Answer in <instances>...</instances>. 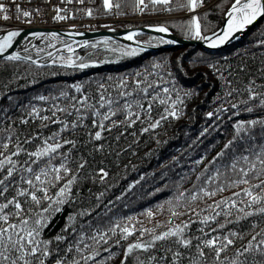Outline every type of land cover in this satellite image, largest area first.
<instances>
[{
  "label": "snow or ice",
  "instance_id": "1",
  "mask_svg": "<svg viewBox=\"0 0 264 264\" xmlns=\"http://www.w3.org/2000/svg\"><path fill=\"white\" fill-rule=\"evenodd\" d=\"M77 2L84 4L85 0ZM62 3L71 4L73 0H62ZM204 3L205 0H102V9L106 15L117 16L127 15L125 8H130L133 14L195 12ZM40 11L39 7L25 10L18 0H0L2 21L15 19L30 25L34 14ZM54 11V21L74 18L62 14L67 13L66 8L57 6ZM83 11L85 16H93V9ZM224 11L226 20L219 31L210 25L202 26L198 15L173 27L179 28L186 39L205 41L211 49L220 48L233 39H240L238 34L258 26L257 22L264 18V0H229ZM149 27L156 33L169 32L165 24ZM22 31L9 30L0 35V57L6 62L0 71L7 72L11 66L14 77L21 63L35 65L38 69L58 64L64 69L82 72L146 51L143 46H113L116 42L111 38L92 43L73 41L80 48L94 51L88 53L87 58L78 55L75 58L72 55L56 57L48 65L19 51L5 55ZM209 32L211 35L207 34ZM141 34L129 31L124 39L133 41ZM59 35L51 32L46 38L57 40ZM69 35L84 34L71 32ZM29 36L39 39L45 37V33L33 31ZM153 40L158 44L177 43L160 36L149 38L145 44L153 46ZM48 46L55 47V44ZM253 46L264 48V31L255 36ZM64 47L69 53H75L72 44L65 43ZM43 50L37 48V53ZM29 51L27 46L23 48L24 53ZM102 53H118V56L116 59L110 56L92 58ZM47 55L53 56L51 52ZM223 59L227 61L228 58ZM207 67L223 82L224 91L216 94L220 104L208 111L206 118L213 120L215 117L213 130H217L220 114L228 113L232 136L211 159L205 153L192 161L190 171L196 172L202 165L203 168L195 176L198 183H194L191 190H180L182 182L188 179V173L182 172L175 181L174 194L158 203L155 209L149 207L141 213L151 220L157 211L167 206L171 218L189 216L180 223L169 219L163 225L143 227L135 215L114 213L122 195L105 204V192L97 195L88 187L107 181L110 173L103 166L104 161L113 153L117 157L120 155L118 147L113 148V141L118 146L127 130L138 122L143 134L161 127L169 118L180 119L181 106L185 103L181 91L183 97L198 95L194 89L178 88L171 71L165 72L170 79L155 71L164 69V64L153 61L143 71L126 76L108 75L48 89L47 94L30 97L27 104L13 103L18 115L10 114L7 107H0V264H112L117 256L113 249L120 250V264H264V82L258 84L254 76L255 73L264 81V58L255 69L243 62L234 68L220 65L219 61ZM59 74L51 73L52 76ZM150 76L158 79H149ZM31 83L38 81L33 79ZM169 84L171 87L164 86ZM7 99L12 101L13 97L7 96ZM34 102H42L47 107ZM225 104L228 107H224ZM159 106H163V111L158 119L153 118L152 112ZM244 114L250 118H239ZM52 125L57 126L55 130ZM209 127L201 130L198 140L209 133ZM116 129L121 131L113 136ZM217 145L218 142L210 148L215 149ZM164 175L166 173H162ZM143 179L141 176L140 180ZM133 187L135 185L130 184L128 190ZM85 189L86 195H82ZM224 192L231 194L216 199ZM207 200L212 203L199 211L193 207ZM86 201L87 206H84ZM65 205L80 207L65 217L64 228L46 238L45 230L55 215L64 211ZM181 207L187 211H178ZM193 225H197L195 230H192Z\"/></svg>",
  "mask_w": 264,
  "mask_h": 264
},
{
  "label": "trees",
  "instance_id": "2",
  "mask_svg": "<svg viewBox=\"0 0 264 264\" xmlns=\"http://www.w3.org/2000/svg\"><path fill=\"white\" fill-rule=\"evenodd\" d=\"M228 4L229 0H205L202 8L196 13L201 18L202 26L210 25L217 28L221 23L222 15ZM216 5H219V7H215ZM124 11L127 13L132 12L130 8H125ZM166 13L172 16L144 20L138 23L128 22L127 26L140 27L144 25L165 24L173 34L185 38L184 33L179 28L173 27V24L187 21L192 15L187 14L188 11L186 10ZM206 13H208L207 17H205ZM118 24L119 22H114L106 25L116 26ZM257 25L242 38L214 51L195 46H186L182 49L166 51L151 49L135 57H126L116 63L105 64L99 68H89L82 72L64 69L59 67L58 64L38 69L35 65L21 63L15 77L12 75L11 66H9V71H0V107H7L10 114L18 115V110L12 107L13 103L27 104L30 97L40 93L47 94L48 89L55 90L66 87L70 83L85 82L89 79L98 80L108 75L126 76L130 73L143 71L144 67L149 66L153 61L164 64V69H157L155 71L164 75L165 79H170L166 76L165 72L171 71L178 88L183 90L194 89L198 95L183 97V91H181L180 95L184 98L185 103L181 106L183 114L180 119L169 118L167 121L162 122L161 127L143 134L140 132L142 125L138 122L134 127L127 130L119 141L118 146L113 141V148L116 149L118 147L120 155L117 157L113 153L105 159L103 166L110 173L107 181L104 184H89L88 187H91L93 193L97 195L101 191L105 192V204L109 200H115L116 196L122 195L123 199L116 202L113 209L114 213L117 216L135 215L139 221H142L143 227L152 228L157 223L163 225L169 219H173V223H180L181 221L188 220L189 216L171 218L167 211V206H165L164 210L157 211L151 220L141 215V213L149 207L155 209L158 203H163L166 199L170 198L176 190L175 181L182 172L188 173V179L182 182L180 190H191L193 184L198 183L195 180V176L203 168L202 165L196 172L190 171L191 167H193L192 161L200 158L205 153L208 159H211L222 148L226 140L231 138L232 121L228 120V113L220 114L221 121L216 122L219 125L217 130H213L215 128V125H213L215 117L213 120H208L205 115L208 111H213L219 106L220 101L216 100V94L224 91L222 87L223 82L218 79V75L208 68L207 65L219 61L220 65L228 64L233 68L241 65L242 62L247 63L253 69L259 66L261 59L264 58V48L254 47L253 42L255 36L264 31V18ZM100 27L104 26H97V28ZM151 37L158 38L160 36L153 33H142L135 38L145 44ZM112 40L116 42V46L124 45L118 40ZM157 44L156 40L152 41V45ZM93 51L92 49L80 48L75 50L74 54L64 53L63 55H72L73 58L78 55L87 58L88 53ZM106 55L107 53H102L99 57L94 56L92 58H103ZM224 57L228 58L227 61L223 59ZM5 63L3 58H0V67H3ZM44 64L51 65L52 61ZM53 72L60 74L52 76L51 73ZM254 76L258 84L264 82L255 73ZM241 78L243 79V77ZM33 79L37 80L38 83L32 84L31 81ZM149 79H158V77L150 76ZM164 86L171 87V84ZM92 87L94 88L95 85ZM89 90L91 91V89ZM7 96L13 97V100L9 101ZM34 103L37 106L47 107V105H42V102ZM224 107H228V105L225 104ZM162 111L163 106L155 108L152 112L153 118L158 119ZM239 118L248 119L250 117L248 114H244ZM234 119L237 118L234 117ZM36 123L38 124L39 121ZM210 125H213V127H209ZM56 127V125L51 126L52 130H55ZM205 127H209V133L198 140L199 133ZM120 131V129H116L112 135L114 136ZM217 142V147L211 149L210 145ZM96 159L99 161L101 157L98 155ZM162 173H166V175L162 176ZM141 176L144 177L143 180H140ZM138 180L140 183L137 184L136 181ZM130 184H134L135 187L129 191ZM166 185L167 187H165ZM156 189H161V191L156 192ZM154 192L155 194L153 195L152 193ZM230 194V192L221 193L216 199H221ZM82 195H86V189ZM87 203L86 201L84 206H87ZM208 203H212V201H199L193 204V207L199 211ZM124 205H128V207L125 208ZM79 207V205H65L64 211L56 214L49 228L45 230V237L55 236L65 227V217L69 213L79 210ZM102 209L103 206L99 210ZM178 211L185 212L187 209L181 207ZM192 218L195 219V216L193 215ZM196 227L197 225H193L192 230H195ZM113 252L117 253V256L112 261V264H120V250L113 249Z\"/></svg>",
  "mask_w": 264,
  "mask_h": 264
},
{
  "label": "water",
  "instance_id": "3",
  "mask_svg": "<svg viewBox=\"0 0 264 264\" xmlns=\"http://www.w3.org/2000/svg\"><path fill=\"white\" fill-rule=\"evenodd\" d=\"M192 14H194L195 12H190ZM262 19V18H261ZM226 20V15L225 12L223 14V19L221 24L219 25V27L216 28V30H220L223 28L224 23ZM260 21V20H259ZM258 21V22H259ZM257 22V23H258ZM151 26H155V25H151ZM254 27V26H253ZM251 27L249 29V31L253 28ZM109 28L115 29V31H110ZM17 29H22V34L20 37L17 38L16 41H14L13 47L11 49L8 50L7 53H5V55H9L13 52H21L22 55H26L24 54V52L22 51L23 48L25 46H29V40L33 41L36 40L37 38L35 37H31L29 36L30 32L33 31H38V32H43L45 33V36H47L48 33L51 32H56L59 33V42H57L59 45L56 48L51 49L49 52H51L53 54V56L49 57L48 55L43 58V59H37V57H32L33 59H37L39 60L41 63L47 62L50 59H52L57 53H61V52H68L67 49L64 47L65 43H69L72 44V47L74 49H78L80 47L77 46V43H73V41L78 42V43H82L83 41L87 40L89 42L92 41H96V40H101V39H106V38H111V39H115V40H119L127 45L133 46V47H146V50H171V49H178V48H182L184 46H197L200 47L201 49H207L210 51H214L216 49H211L207 47V43L205 41H201V40H192V39H186V38H181L176 36L175 34H173L171 32V30L169 29L168 33H156L154 31L151 30V28L149 27V25H145V26H140V27H135V28H114V27H108V28H102V29H80V30H76V29H62V28H43V27H28V28H17ZM17 29H7V30H3L0 31V35H4L6 34L7 31L9 30H17ZM136 30L140 33H153L156 34L158 36H163L165 39H171V40H175L177 41V43L175 44H157V45H153V46H148L146 44H143L142 42H140L139 40L135 39L133 41H128L124 39V36L129 32V31H133ZM248 31V32H249ZM71 32H81L84 35L83 36H70L69 33ZM208 35H211V33H207ZM246 33H240L238 34L241 37H243ZM28 37V39H24V37ZM238 39H233L231 41V43H233L234 41H236ZM137 41L139 42V44L137 43ZM231 43L222 45L221 47L227 46ZM34 45V44H33ZM32 47V46H31ZM220 47V48H221ZM2 58V57H0Z\"/></svg>",
  "mask_w": 264,
  "mask_h": 264
},
{
  "label": "rangeland",
  "instance_id": "4",
  "mask_svg": "<svg viewBox=\"0 0 264 264\" xmlns=\"http://www.w3.org/2000/svg\"><path fill=\"white\" fill-rule=\"evenodd\" d=\"M42 3H44V2H42ZM87 8L93 9V16L92 17H87L84 15L83 9H87ZM201 8L202 7L198 8L194 14H192L190 12H188L187 14L192 15V16L196 15L197 11ZM67 9H70V10H67L66 14L74 17V18H72L74 20H72V19L64 20L63 23H61L59 21V22H56L58 24H56L55 26L54 25L49 26V25H44V24L27 25V28L28 27H43V28H62V29H76V30H80V29H102V28H108V27L97 28V26L111 24L114 22H119V24H118L119 26L118 25H116V26H114V25L109 26L108 25V26L109 27L114 26V28H135V27L127 26V23L128 22H132V23L137 22L138 23V22H141L144 20L158 19V18H164V17L172 16L171 14H168V13L163 12V11L158 12V13H145V14H139V13L133 14L131 12V13H128L127 15H124V16L106 15V14H104L103 9H102V0H85L84 4H80L77 2V0H73V3L67 4ZM222 17H223V15H222ZM45 19H46L47 24L50 23L49 18L46 17ZM221 22H222V20H221ZM35 23H39V22H35ZM156 25H158V24H156ZM135 39H137V38H135ZM101 40H104V39H101ZM96 41H100V40H96ZM96 41H92V42H96ZM92 42H90V43H92ZM123 44L127 45L125 43H123ZM113 46H116V45H113ZM127 46L135 48V47L130 46V45H127ZM188 46H190V45H188ZM184 47H186V46H184ZM184 47H182V48H184ZM195 47H197V46H195ZM182 48H178V49H182ZM78 49H80V48H78ZM78 49H75V50H78ZM178 49H176V50H178ZM166 50H168V49H165V51ZM161 51H164V50H161ZM64 53H69V52L57 53L53 58L60 57V56L67 57V56L63 55ZM106 56H110L112 59H115L116 56H118V53H116V54L107 53ZM53 58L47 62H44V63L51 62L53 60Z\"/></svg>",
  "mask_w": 264,
  "mask_h": 264
},
{
  "label": "built area",
  "instance_id": "5",
  "mask_svg": "<svg viewBox=\"0 0 264 264\" xmlns=\"http://www.w3.org/2000/svg\"><path fill=\"white\" fill-rule=\"evenodd\" d=\"M18 2L21 4V7L24 8L25 10H32L34 8L39 7L41 9L39 14H34L33 16V23L30 25H35V24H44V25H49V26H55L57 21H54L52 17L55 15V7L59 6L62 8L67 9V4L62 3V0H32L30 3L27 0H18ZM44 2V3H42ZM11 7V6H10ZM70 10V9H67ZM12 11H14V7H12ZM66 14V13H62ZM50 19V23H46L45 18ZM74 20V19H72ZM39 23H35V22ZM63 23L64 21H60ZM27 25L22 21H17L15 19L9 20V21H2L0 20V31L7 30V29H17V28H27Z\"/></svg>",
  "mask_w": 264,
  "mask_h": 264
},
{
  "label": "bare ground",
  "instance_id": "6",
  "mask_svg": "<svg viewBox=\"0 0 264 264\" xmlns=\"http://www.w3.org/2000/svg\"><path fill=\"white\" fill-rule=\"evenodd\" d=\"M46 37L47 36L41 37L39 39L31 41L29 46H27L30 51L28 53H24V54L31 55L32 57H37V59L45 58L51 49L56 48L59 45L57 43V42H59V39L51 40L50 38H46ZM50 43L51 44H55V47H49L48 45ZM33 44L36 46V48L31 47ZM37 48H41V49H44V50L39 52V53H37Z\"/></svg>",
  "mask_w": 264,
  "mask_h": 264
}]
</instances>
